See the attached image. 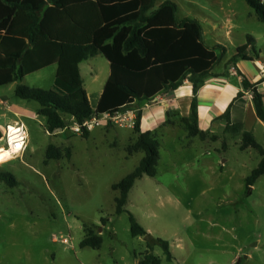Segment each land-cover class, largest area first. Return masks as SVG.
I'll list each match as a JSON object with an SVG mask.
<instances>
[{"label":"rangeland","instance_id":"rangeland-1","mask_svg":"<svg viewBox=\"0 0 264 264\" xmlns=\"http://www.w3.org/2000/svg\"><path fill=\"white\" fill-rule=\"evenodd\" d=\"M164 1L176 5L179 18L214 13L222 17L220 7L225 11L233 7L239 13V26L246 22L242 27L251 30V36L259 38V48L264 49V24L244 0H238L240 4L155 0L154 8ZM202 27L209 39L211 26ZM218 30L224 44L225 30ZM233 35V42L239 44L238 35ZM67 54L73 52L66 48ZM66 59L63 57L62 63L71 73L76 62ZM80 64L84 86L94 104L109 64L101 55ZM55 72L52 67L28 75L22 84L47 90ZM15 86L0 87V126L22 121L28 145L15 159L0 148V164L4 163L0 172L10 173L17 182L9 186L0 180V264H136L150 249L146 237L131 236L130 214L148 232V238L169 244L172 259L167 261L162 248L150 243L160 264H264V175L250 192L245 187V178L257 168L261 157L254 149L240 150L241 136L223 130L211 134L215 141L194 138V145L187 147L183 116L168 117L172 128L158 137L156 176L138 180L128 193L126 211L115 215L119 193L111 186L131 173L143 157V153L128 156L126 152L133 143L131 131L104 121L90 138L61 130L49 134L45 119L36 114L39 104L20 101ZM16 108L21 110L17 109L20 117L13 114ZM72 125L66 118V126ZM255 136L264 146V131H256ZM49 145L61 149L60 160L46 161ZM84 224L98 228L99 249L80 247ZM60 238L68 243L62 244Z\"/></svg>","mask_w":264,"mask_h":264},{"label":"trees","instance_id":"trees-1","mask_svg":"<svg viewBox=\"0 0 264 264\" xmlns=\"http://www.w3.org/2000/svg\"><path fill=\"white\" fill-rule=\"evenodd\" d=\"M244 1L264 24V0ZM154 4L155 0H0V87L16 83L14 94L19 100L37 102L36 114L45 119L49 134L67 127L66 118L71 124H80L93 115L117 114L137 107L133 128L137 140L127 147V153L142 152L144 156L131 173L111 186L112 191L119 193L115 198V215L126 211L128 193L138 180L156 176L160 160L156 132L140 131L141 111L137 104L175 91L186 80L191 84L193 94L189 115L181 118L182 128L188 139L216 140L198 127L196 95L207 77H215L212 72L227 47L207 46L201 23L188 17L178 19L174 3L164 1L157 8ZM66 48L77 60L86 61L101 55L109 64L108 78L94 108L75 69L69 80L56 77L47 90L22 84L25 76L57 64ZM73 54L65 56L69 58ZM259 55L255 39L247 36L245 44L235 49L228 64L235 66L239 61H253ZM241 85L244 91H252L251 102L256 117L264 123V95L245 77ZM241 96L243 93H238L236 99ZM230 107L231 104L218 118L225 123L224 132L241 136L240 150L254 149L261 157L257 168L245 178L246 190L250 192L257 179L264 175V146L258 145L241 124H232ZM166 115L165 124H171L169 114ZM89 134L84 131L82 137L88 138ZM65 155L69 157V150ZM62 157L61 149L48 146L46 161ZM0 180L9 186L17 183L10 173L0 172ZM128 218L131 236L146 237L149 243L150 251L137 264H160L150 243L162 248L165 260L172 259L166 241L148 238V232L131 214ZM97 229L94 225L84 224L80 247H101Z\"/></svg>","mask_w":264,"mask_h":264},{"label":"crops","instance_id":"crops-1","mask_svg":"<svg viewBox=\"0 0 264 264\" xmlns=\"http://www.w3.org/2000/svg\"><path fill=\"white\" fill-rule=\"evenodd\" d=\"M213 1H215L216 3L218 2L222 3L223 1H226L227 3H230V4L239 3L238 0H213ZM219 10L222 13V17H219L218 13H214V14L205 16L203 18H200L198 16H195V17L185 16L190 19L198 20L201 23L200 24L201 27L202 25L211 26V28L209 29L210 30L209 39L206 37V34L204 33V30L202 27L203 40L207 46L211 48L217 45L227 47L224 57L220 59L219 63L215 66L212 72L213 74H215V77H210V76L207 77L204 80L203 86L199 89L196 95L197 110H198V118H197L198 127L200 130L208 131V133L214 134V135L218 134L219 132H222L224 130L225 123L223 120H220L218 118L225 112L227 107L231 104V107H230L231 120L230 121L232 122V124H241L243 126V129L247 132H250L256 140V136H255L256 131L258 130L264 131V123H261L260 120L256 117V113L254 111V108L251 102L252 91L250 89L244 91L242 89L241 82H242V78L245 77L250 83H255L257 91L261 93L262 95H264V73H262L261 71L262 67H264V49L259 48V45H258L259 38L256 37V39L255 38L254 39H255L256 48L258 50V53L260 54L259 58H256L253 61H239L237 62L235 66L234 64H228V60L233 55H235V49L245 44L246 37L251 36L252 31L245 27H242V26H245L246 22L243 25L239 26L238 20H237V17H239V13L238 11H236L235 8L231 7L230 9H227L225 11L224 7H220ZM247 16L251 17V14L247 13ZM182 18L178 17V19H182ZM218 29H221L222 31L225 30L224 35L221 38L222 40H224V44L221 43L220 39L218 38V35L216 34V32L219 31ZM233 32H235L238 35V37L236 36L235 37L239 41V44H235V42H233V37H234ZM228 48H230V50ZM63 57H65V55L61 56L57 64H53L46 68L39 69L38 71L34 73H38L42 70H47L53 67L56 69V72L52 80L51 86L53 85L56 77H61L63 79L69 80V77L72 74H74V72L73 70H71V73H70L68 68L65 69L64 67L65 65L62 63ZM95 58H92V59H95ZM66 60L68 61V63L69 62L72 63L74 61L76 62V66H74L73 69H75L77 75L81 79L82 86L86 90L85 92L90 102V96H89V93L87 92V89L84 86V79L82 76L81 69L79 68L82 65L80 64L81 60L74 59L73 56L69 58L67 57ZM78 64L80 65L78 66ZM34 73H31V74H34ZM108 74H109V68H108ZM25 77L22 83L25 81ZM107 78H108V75L106 77V80ZM104 85H103V88H104ZM103 88L97 92L96 101L94 102V104L90 102V105L93 108L96 106L98 99L101 95V91H103ZM238 93H243V96L236 99V96L238 95ZM192 94L193 93H192L191 84L188 81L184 80L182 85L177 90L171 91L167 94L157 95L150 102H144L139 105L137 104L139 111H141L140 131L141 132H147V131L156 132L157 139L160 141V139L158 138L159 135L161 137H164L163 134L165 133V131L168 128H172L171 124H168V125L165 124V120L167 117L166 114L168 113L169 117L173 116L174 114H179V115H182L183 117L184 116L187 117L189 115ZM0 104H1V101H0ZM17 109L19 108H16V111H14L13 114L18 115L20 117L21 116L20 114L22 113H19ZM19 111L21 110L19 109ZM124 129H127V131H131V138H132L131 142H134V140H137L136 134L135 133L132 134V129H129V128H124ZM93 132L94 131H92L89 134L88 136L89 138L92 136ZM118 138H122V136L121 137L117 136V139ZM184 139L185 140L188 139L186 135H184ZM188 140L189 141L187 142L186 146L192 147L194 145V143H192L193 139H188ZM199 142H202V141H199ZM127 144L128 143H125L126 147H127ZM126 152H127V148H126ZM139 153H142V152H139ZM131 155L128 154V156H131Z\"/></svg>","mask_w":264,"mask_h":264},{"label":"built area","instance_id":"built-area-1","mask_svg":"<svg viewBox=\"0 0 264 264\" xmlns=\"http://www.w3.org/2000/svg\"><path fill=\"white\" fill-rule=\"evenodd\" d=\"M261 71L264 73V67H262ZM137 115L138 110L136 108H130L117 114L106 113L103 115H93L92 117L83 120L80 124H73L70 127H64L61 129L60 133L68 132L72 135L78 136L82 135L84 131L91 133L96 128H99L104 121H109L110 124L116 128L133 129ZM0 132V143L4 144V147L0 148L7 153H10L12 159L20 158L25 153L28 145V132L25 124L22 121L14 120L11 124H6L4 127H0ZM54 240L56 239L54 238ZM59 240L62 244L68 243L66 239L60 238Z\"/></svg>","mask_w":264,"mask_h":264}]
</instances>
